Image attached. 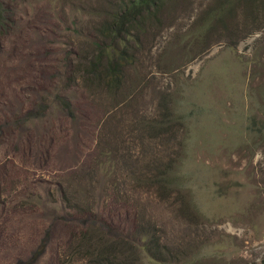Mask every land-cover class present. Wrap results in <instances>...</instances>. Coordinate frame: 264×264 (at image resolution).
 I'll return each instance as SVG.
<instances>
[{
	"label": "rangeland",
	"instance_id": "374dc122",
	"mask_svg": "<svg viewBox=\"0 0 264 264\" xmlns=\"http://www.w3.org/2000/svg\"><path fill=\"white\" fill-rule=\"evenodd\" d=\"M128 1L0 0V264H264V0Z\"/></svg>",
	"mask_w": 264,
	"mask_h": 264
},
{
	"label": "trees",
	"instance_id": "16d2710c",
	"mask_svg": "<svg viewBox=\"0 0 264 264\" xmlns=\"http://www.w3.org/2000/svg\"><path fill=\"white\" fill-rule=\"evenodd\" d=\"M163 2L164 0H129L114 15L113 22L107 23L102 27L103 34L112 32L113 29L120 31L124 27L131 25L132 22L142 20L145 17L144 12H148L149 16H153L162 6ZM106 72L105 76L109 78L110 82L115 83L120 78L119 63L112 62Z\"/></svg>",
	"mask_w": 264,
	"mask_h": 264
}]
</instances>
